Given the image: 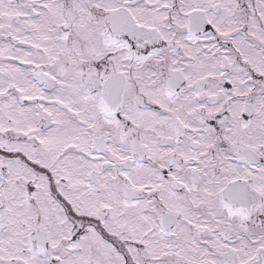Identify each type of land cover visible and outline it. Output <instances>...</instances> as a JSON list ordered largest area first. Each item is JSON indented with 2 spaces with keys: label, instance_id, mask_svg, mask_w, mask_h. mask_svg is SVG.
Returning <instances> with one entry per match:
<instances>
[{
  "label": "snow or ice",
  "instance_id": "1",
  "mask_svg": "<svg viewBox=\"0 0 264 264\" xmlns=\"http://www.w3.org/2000/svg\"><path fill=\"white\" fill-rule=\"evenodd\" d=\"M0 264H264V0H0Z\"/></svg>",
  "mask_w": 264,
  "mask_h": 264
}]
</instances>
